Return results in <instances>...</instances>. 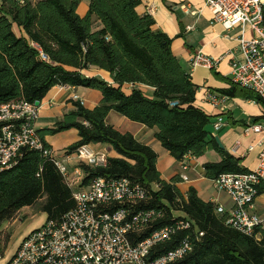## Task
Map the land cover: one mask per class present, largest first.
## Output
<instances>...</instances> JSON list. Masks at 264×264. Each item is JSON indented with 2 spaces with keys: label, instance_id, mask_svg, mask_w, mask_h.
Instances as JSON below:
<instances>
[{
  "label": "trees",
  "instance_id": "obj_1",
  "mask_svg": "<svg viewBox=\"0 0 264 264\" xmlns=\"http://www.w3.org/2000/svg\"><path fill=\"white\" fill-rule=\"evenodd\" d=\"M80 1L0 0V104L15 99L41 102L56 85L98 90L102 98L93 109L73 101L74 109L52 127L37 130L44 147L50 149L44 136L76 129L78 140L63 156L84 144L107 145L115 153L104 166L79 164L84 174L79 186L87 187L96 177L128 178L150 191L153 184L158 185L149 205L164 207L166 219L170 207L184 212L204 233L179 264H264V229L257 231L256 238L228 227L225 214L216 213L218 204L200 199L193 187L182 195L175 185L177 176L169 181L162 178L157 154L148 145L106 122L114 111L154 128V137L179 163L185 156L198 158L215 149L221 160L203 165L205 177L211 180L222 173L247 171L237 158L218 147L209 130L211 117L194 105L198 86L172 52V38L153 28L151 15L138 14L141 0H89L84 16L77 13ZM95 20L100 22L97 29ZM90 67L109 72L115 85L80 73ZM124 84L148 86L153 89L152 97L139 88L125 94ZM237 90L254 95L235 85L222 92L234 96ZM258 193H264V184ZM41 199L39 211L46 220H60L75 206L72 189L52 159L39 151L23 150L17 164L0 173V225Z\"/></svg>",
  "mask_w": 264,
  "mask_h": 264
},
{
  "label": "built area",
  "instance_id": "obj_2",
  "mask_svg": "<svg viewBox=\"0 0 264 264\" xmlns=\"http://www.w3.org/2000/svg\"><path fill=\"white\" fill-rule=\"evenodd\" d=\"M203 1L212 22L221 24L227 34L236 27L241 28L238 48L227 53L231 56L229 79L233 85L254 93L264 105V0ZM187 8V5L180 6L184 11ZM247 30L252 32L250 38L245 35ZM41 57L46 59L42 53ZM218 61L198 52L190 64L212 69ZM228 97L205 92L206 102L217 108H222ZM73 99L79 100L77 96ZM38 111L35 103L24 99L0 104V173L17 164L23 150L39 151L52 159L64 182L72 189L75 206L62 219L46 220L41 227L25 235L5 264H179L192 253L204 233L184 212L172 209L166 202L171 214L167 219L164 207L149 205L152 191H156L158 185L153 184L150 191L128 178L96 177L87 187L73 188L84 177L79 164L104 166L108 153L97 152L91 145L84 144L66 157L67 163L75 159L78 164L67 166L65 161L54 158L52 148L44 147L35 127ZM224 124L223 118L218 116L213 122V132ZM249 131L264 133V125L253 124L245 130ZM189 157L185 156L180 162L182 181L188 180L184 171L189 167ZM261 184H264V145L254 169L222 173L212 179L213 187L232 202L230 210L218 204L216 213L225 214L224 222L228 227L256 238L259 237L257 231L264 229V216L254 209ZM168 244L172 246L166 249Z\"/></svg>",
  "mask_w": 264,
  "mask_h": 264
},
{
  "label": "crops",
  "instance_id": "obj_3",
  "mask_svg": "<svg viewBox=\"0 0 264 264\" xmlns=\"http://www.w3.org/2000/svg\"><path fill=\"white\" fill-rule=\"evenodd\" d=\"M88 5L89 0H81L77 8L78 15L84 16ZM181 5H187L188 8L184 11L180 9ZM136 10L140 15H151L155 20L153 28L172 38V52L181 65L190 72L192 82L198 86L194 105L211 117L209 130L215 142L217 143L216 138L220 141L222 148L217 143L218 147L237 158L243 169L247 171L254 169L264 145V133L254 131L246 133L245 130L253 124L264 125V105L256 100L254 93L250 95L240 90H237L234 96H229L222 108L214 107L205 100L206 91L224 94L222 91L232 87L233 84L229 79L231 56L227 53L238 48L237 38L241 35V28L236 27L227 34L221 24L212 22V15L203 0H141ZM99 26L100 22L95 20L93 27L97 29ZM251 34L250 30L245 32L246 37ZM198 52L219 61L212 69L202 66L191 67L190 60ZM68 70L72 69L68 68ZM80 73L87 78L97 77L115 85L111 74L105 70L90 67L80 70ZM134 88H139L147 97H152L153 89L145 85L124 84L121 89L125 94H130ZM74 96L79 100H74ZM101 98V93L96 89L56 85L40 102L35 127L37 130L52 127L55 122L74 109L73 101L82 102L85 108L93 109L100 103ZM218 116L223 118L225 124L219 131L213 132V122ZM106 122L122 133L132 134L140 143L148 145L157 154L156 166L162 178L169 181L177 176L178 181L175 185L182 195L186 196L188 188L193 187L203 201L223 205L226 210L231 209L230 198L225 193L217 191L212 185V180L205 177L203 165L221 160L220 154L215 149L207 150L198 158L189 157L187 159L189 167L184 171L188 180L182 181L179 176L183 172L180 163L175 161L154 137V128L130 121L114 111L109 112ZM44 140L55 155L67 163V156H63L64 151L78 140V134L76 129H69L54 135H46ZM92 148L97 152H106L108 156H115L107 145H96ZM77 164L75 159H69L67 166L75 167ZM80 184L78 180L73 188H84L80 187ZM254 209L264 216V193L258 194L255 198ZM18 245L12 252L5 247L0 264L10 260Z\"/></svg>",
  "mask_w": 264,
  "mask_h": 264
},
{
  "label": "rangeland",
  "instance_id": "obj_4",
  "mask_svg": "<svg viewBox=\"0 0 264 264\" xmlns=\"http://www.w3.org/2000/svg\"><path fill=\"white\" fill-rule=\"evenodd\" d=\"M13 29L15 33L19 35L17 27L14 26ZM251 36L252 34L247 38H250ZM42 201L43 200L41 199L36 205L23 208L13 219L0 225V245L2 251L5 247L11 252L14 251L15 247L21 242V239L25 235L31 230L39 228L45 224L46 215L39 211Z\"/></svg>",
  "mask_w": 264,
  "mask_h": 264
},
{
  "label": "water",
  "instance_id": "obj_5",
  "mask_svg": "<svg viewBox=\"0 0 264 264\" xmlns=\"http://www.w3.org/2000/svg\"><path fill=\"white\" fill-rule=\"evenodd\" d=\"M34 103H35L36 106H38V107L40 106V101H35ZM216 141H217L219 147L222 148V145L220 144V141L218 140V138H216Z\"/></svg>",
  "mask_w": 264,
  "mask_h": 264
}]
</instances>
